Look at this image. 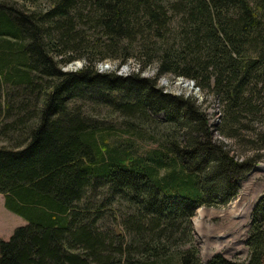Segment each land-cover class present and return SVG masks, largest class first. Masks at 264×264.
I'll return each instance as SVG.
<instances>
[{"label": "trees", "instance_id": "trees-1", "mask_svg": "<svg viewBox=\"0 0 264 264\" xmlns=\"http://www.w3.org/2000/svg\"><path fill=\"white\" fill-rule=\"evenodd\" d=\"M128 61L137 71L115 73ZM160 76L218 100L236 155L264 149V0H0V194L24 221L0 264H264V194L247 257L200 261L190 217L233 199L255 157L211 141Z\"/></svg>", "mask_w": 264, "mask_h": 264}, {"label": "rangeland", "instance_id": "rangeland-1", "mask_svg": "<svg viewBox=\"0 0 264 264\" xmlns=\"http://www.w3.org/2000/svg\"><path fill=\"white\" fill-rule=\"evenodd\" d=\"M39 5L43 8L47 4L41 1ZM80 65V61L74 60L63 66L62 70L73 71L79 68ZM95 68L99 71H110L113 67L112 63L102 61ZM136 69V64L133 61H128L120 66L115 73L123 75L128 71L135 72ZM151 70V67L145 68L142 70L141 75L150 76L152 74ZM157 82L165 92L191 98L205 116L211 141L225 144V148L229 150V154L233 158L241 160L245 157H255L250 169L237 179L238 189L233 199L222 206H199L190 217L192 242L197 248V255L201 262H205L215 254L225 260L242 261L248 253L245 240L249 231L251 208L256 200L264 194V149H259L256 153V150L251 149V147L244 148V154L236 155V150L240 149V146L237 149L234 141L223 138L218 134L216 127L220 120L221 107L216 98L210 93L200 90L192 81L180 77L172 79L167 76H160ZM83 110L84 112H91L90 107L86 105L83 106ZM96 112V118H104L112 123L118 122L116 116L108 115L105 108H97ZM93 113L95 112L93 111ZM152 117L154 122L162 119L160 114H154ZM152 126L155 127L156 124ZM161 127V125H158V133L164 131V128ZM259 127L256 126L255 128ZM248 132L242 130V136L248 137ZM146 141L140 140L143 146L150 145ZM4 144L6 142L0 138V146ZM232 205L234 207L229 210ZM198 211H202V215L200 222L195 224ZM22 224H24V221L19 216L4 208L3 197L0 194V239L6 240L12 230Z\"/></svg>", "mask_w": 264, "mask_h": 264}, {"label": "bare ground", "instance_id": "bare-ground-1", "mask_svg": "<svg viewBox=\"0 0 264 264\" xmlns=\"http://www.w3.org/2000/svg\"><path fill=\"white\" fill-rule=\"evenodd\" d=\"M233 207L234 205L229 207L230 208L229 210H231ZM201 215H202V211H198V217L195 219V224H198L200 222L199 220H200Z\"/></svg>", "mask_w": 264, "mask_h": 264}, {"label": "built area", "instance_id": "built-area-1", "mask_svg": "<svg viewBox=\"0 0 264 264\" xmlns=\"http://www.w3.org/2000/svg\"><path fill=\"white\" fill-rule=\"evenodd\" d=\"M172 94V93H171Z\"/></svg>", "mask_w": 264, "mask_h": 264}, {"label": "clouds", "instance_id": "clouds-1", "mask_svg": "<svg viewBox=\"0 0 264 264\" xmlns=\"http://www.w3.org/2000/svg\"><path fill=\"white\" fill-rule=\"evenodd\" d=\"M99 71V70H98Z\"/></svg>", "mask_w": 264, "mask_h": 264}, {"label": "crops", "instance_id": "crops-1", "mask_svg": "<svg viewBox=\"0 0 264 264\" xmlns=\"http://www.w3.org/2000/svg\"><path fill=\"white\" fill-rule=\"evenodd\" d=\"M12 213V212H11Z\"/></svg>", "mask_w": 264, "mask_h": 264}]
</instances>
